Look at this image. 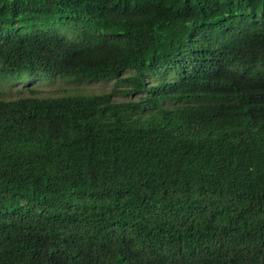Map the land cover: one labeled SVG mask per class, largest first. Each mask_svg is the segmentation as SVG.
Here are the masks:
<instances>
[{
  "label": "trees",
  "instance_id": "trees-1",
  "mask_svg": "<svg viewBox=\"0 0 264 264\" xmlns=\"http://www.w3.org/2000/svg\"><path fill=\"white\" fill-rule=\"evenodd\" d=\"M25 81L0 264H264V0H0V85Z\"/></svg>",
  "mask_w": 264,
  "mask_h": 264
},
{
  "label": "rangeland",
  "instance_id": "rangeland-1",
  "mask_svg": "<svg viewBox=\"0 0 264 264\" xmlns=\"http://www.w3.org/2000/svg\"><path fill=\"white\" fill-rule=\"evenodd\" d=\"M178 75L176 76H171V79H177ZM167 79V77H166ZM35 82L32 81H28L27 83H18L17 84H4V85H0V87L4 88L7 92H9V96L14 95L16 93L17 86H28V85H32ZM37 86L41 87L42 89H45L47 91H53V90H58L63 91L64 89H71V88H82L83 90L87 91V92H103V91H108L112 85H113V81H96V82H81V83H70V82H66V81H61V80H55V81H51V82H47V83H42V82H38L35 83ZM46 91V92H47ZM130 96H120L118 95L115 99L116 100H122L124 98H129Z\"/></svg>",
  "mask_w": 264,
  "mask_h": 264
},
{
  "label": "clouds",
  "instance_id": "clouds-1",
  "mask_svg": "<svg viewBox=\"0 0 264 264\" xmlns=\"http://www.w3.org/2000/svg\"><path fill=\"white\" fill-rule=\"evenodd\" d=\"M26 83L28 82V81H25ZM13 84H17V82L15 83V82H13ZM18 87V86H17ZM22 86H19V88H21Z\"/></svg>",
  "mask_w": 264,
  "mask_h": 264
}]
</instances>
